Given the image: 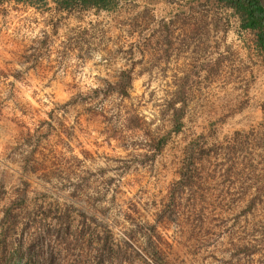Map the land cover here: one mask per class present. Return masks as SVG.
I'll return each instance as SVG.
<instances>
[{
    "label": "rangeland",
    "instance_id": "rangeland-1",
    "mask_svg": "<svg viewBox=\"0 0 264 264\" xmlns=\"http://www.w3.org/2000/svg\"><path fill=\"white\" fill-rule=\"evenodd\" d=\"M239 25L212 0L1 2L0 264H264V59Z\"/></svg>",
    "mask_w": 264,
    "mask_h": 264
},
{
    "label": "trees",
    "instance_id": "trees-1",
    "mask_svg": "<svg viewBox=\"0 0 264 264\" xmlns=\"http://www.w3.org/2000/svg\"><path fill=\"white\" fill-rule=\"evenodd\" d=\"M3 1H15L18 3H28L37 7H47L50 3L55 4L56 9L61 11L72 12L74 9L82 8H95L96 10H109L115 7L118 0H0ZM218 5L226 8H232L235 14L240 18V26L242 28H250L255 32V42L258 50L264 53V8L260 3V0H212ZM121 88H124L121 85ZM181 119L177 117L174 122V130L181 128ZM166 137H162L158 141L157 149H160L166 142ZM58 233L63 230V221L58 218ZM153 239L150 234L149 243L152 245ZM19 250L17 253L19 254ZM30 260V259H29ZM11 264H21L19 256L11 257ZM51 262V261H50ZM49 264H52L50 263Z\"/></svg>",
    "mask_w": 264,
    "mask_h": 264
},
{
    "label": "built area",
    "instance_id": "built-area-1",
    "mask_svg": "<svg viewBox=\"0 0 264 264\" xmlns=\"http://www.w3.org/2000/svg\"><path fill=\"white\" fill-rule=\"evenodd\" d=\"M230 10H233V9L230 8ZM239 34L241 35L239 37V39H238L241 42V48H243L246 51L254 52L257 55H259L260 59H264V53L261 52L260 50H258V48L256 46V42H255V39H256L255 32L253 30H251L250 28H242L239 25L238 31H237V37L239 36ZM248 63H250V61ZM252 74H253V77L256 80L259 79V78H256V76H254L255 73H252ZM250 89H251V87H250ZM263 102H264V99H263Z\"/></svg>",
    "mask_w": 264,
    "mask_h": 264
},
{
    "label": "crops",
    "instance_id": "crops-1",
    "mask_svg": "<svg viewBox=\"0 0 264 264\" xmlns=\"http://www.w3.org/2000/svg\"><path fill=\"white\" fill-rule=\"evenodd\" d=\"M185 55H187L186 52L184 53V56H185ZM189 57H192V55H190ZM189 57H184L185 60H186V62H188V63L185 64V68H187V66L189 65V60H188Z\"/></svg>",
    "mask_w": 264,
    "mask_h": 264
},
{
    "label": "water",
    "instance_id": "water-1",
    "mask_svg": "<svg viewBox=\"0 0 264 264\" xmlns=\"http://www.w3.org/2000/svg\"><path fill=\"white\" fill-rule=\"evenodd\" d=\"M260 3H261V5H262L263 8H264V0H260Z\"/></svg>",
    "mask_w": 264,
    "mask_h": 264
}]
</instances>
